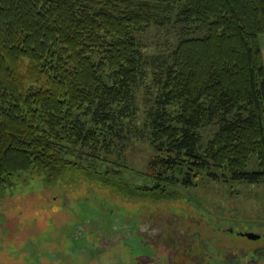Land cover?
<instances>
[{"label":"trees","instance_id":"1","mask_svg":"<svg viewBox=\"0 0 264 264\" xmlns=\"http://www.w3.org/2000/svg\"><path fill=\"white\" fill-rule=\"evenodd\" d=\"M175 8L200 35L143 53L137 32ZM263 33L264 0H0V184L28 170L51 183L72 170L158 200L204 174L264 181ZM148 67L157 93L141 126L154 152L134 183L113 147L128 135ZM252 155L259 167L249 170Z\"/></svg>","mask_w":264,"mask_h":264},{"label":"rangeland","instance_id":"2","mask_svg":"<svg viewBox=\"0 0 264 264\" xmlns=\"http://www.w3.org/2000/svg\"><path fill=\"white\" fill-rule=\"evenodd\" d=\"M176 13L177 8L166 12L163 22L137 32L143 53L168 54L182 38L200 35L191 33L194 25L186 29ZM258 40L264 63V33ZM156 93L148 67L128 135L113 147L123 158L118 168L127 165L122 177L134 183L143 181L154 152L141 121L145 101ZM213 131L202 128V139ZM258 167L252 155L247 169ZM78 174L71 170L50 183L43 172L28 170L0 184V264H264V181L226 182L204 174L195 185L168 187L169 196L153 200ZM249 231L259 237L243 234Z\"/></svg>","mask_w":264,"mask_h":264},{"label":"water","instance_id":"3","mask_svg":"<svg viewBox=\"0 0 264 264\" xmlns=\"http://www.w3.org/2000/svg\"><path fill=\"white\" fill-rule=\"evenodd\" d=\"M243 234L245 236H247L248 238H252V239H255V238H258L259 237V234L254 233V232H251V231H249V232H243Z\"/></svg>","mask_w":264,"mask_h":264},{"label":"flooded vegetation","instance_id":"4","mask_svg":"<svg viewBox=\"0 0 264 264\" xmlns=\"http://www.w3.org/2000/svg\"><path fill=\"white\" fill-rule=\"evenodd\" d=\"M240 234H242V233H240Z\"/></svg>","mask_w":264,"mask_h":264}]
</instances>
